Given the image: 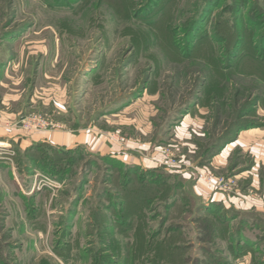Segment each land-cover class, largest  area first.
<instances>
[{"label":"rangeland","instance_id":"1","mask_svg":"<svg viewBox=\"0 0 264 264\" xmlns=\"http://www.w3.org/2000/svg\"><path fill=\"white\" fill-rule=\"evenodd\" d=\"M0 80L112 149L54 148L55 174L0 150V264H264V0H0Z\"/></svg>","mask_w":264,"mask_h":264},{"label":"crops","instance_id":"2","mask_svg":"<svg viewBox=\"0 0 264 264\" xmlns=\"http://www.w3.org/2000/svg\"><path fill=\"white\" fill-rule=\"evenodd\" d=\"M1 80L0 112L2 113V118L0 119V145L3 147L1 149L6 150L8 147L10 148V146H12L13 148L16 145H20L22 149H26L34 143L47 142L70 150L85 149L92 153H96L97 151L102 150H109V152L112 151V149H110V146L106 144L105 139L99 138V133L96 132L98 128L95 124L93 125V127L87 128L82 127L81 124L78 123L79 126L77 125V127L71 128L72 131L69 130L58 133H53L51 130L44 129L43 127L32 129L31 132L24 131L27 130L24 128V123L31 115H41L42 117H47V115H44V113L31 112L33 105L37 103L35 97L30 96L28 97V99H26L25 102L21 95H16L17 97H13L11 94L4 93L1 89L3 83ZM16 103L19 106H17ZM130 107L127 108L130 109ZM186 120L187 119L185 118L181 126H179L176 130H181V127L186 124ZM86 129L89 130L87 131ZM241 138L242 137L229 144L228 147H226L224 151L221 152L220 155H218L220 156L219 158L227 155L230 152L229 150H231L232 146L235 147L238 144H242L240 143V141H242L243 138ZM140 148L144 151V139L140 141ZM141 150H136L137 154H133L131 156H129L130 154L125 151H123L122 153L119 152L113 154H119V156H123L124 158L127 157L129 158V160H131L130 162H133L135 164H142L147 159L144 158V153L141 152ZM215 159L218 162V157H216ZM220 163L223 165L222 162ZM256 169H258V164L254 165L253 167H251V169L248 170L249 173H246L247 178L252 174L255 180L257 176L255 172L258 171ZM180 173H182V175L186 177L187 184L185 183V185L189 186L190 191L194 196L200 197L205 202H210L213 204L216 203L222 208L237 209L238 206L233 203L232 198H230V196L228 197L227 193L223 192L222 190L214 189V183L212 182L211 178L209 179L210 183H207L202 178L200 179L198 175H196L194 170H192L191 172H187L185 169H182ZM239 178L241 180L244 179L243 177ZM237 210V212L241 211L240 209ZM241 215H243V213H241Z\"/></svg>","mask_w":264,"mask_h":264},{"label":"trees","instance_id":"3","mask_svg":"<svg viewBox=\"0 0 264 264\" xmlns=\"http://www.w3.org/2000/svg\"><path fill=\"white\" fill-rule=\"evenodd\" d=\"M148 5H149V3L146 6H148ZM122 8H123V10H125L124 6ZM129 8H130V6L127 7L128 11H129ZM127 15H129V13H127ZM124 16L127 17L126 15H124ZM183 27L184 26H181V28H183ZM183 29H185V28H183ZM142 31L144 33V29ZM187 33H191L192 34V31H188ZM192 35H194V33ZM141 38L143 39V44H144V36H142ZM177 38L175 36V42L176 43H178L177 42ZM188 41L190 42L191 40H188ZM231 141H233L232 138L227 140V141H225L221 145H217V147L215 148V151H213L211 149L210 157H212L216 153H218L227 143H229ZM15 147H16V153H17L16 162H17V165H18L19 168H23L25 165L27 166L28 170L35 169V168L38 167L41 170H43V171H45V172H47L49 174H55V173H53V169H52L53 167H51L52 162L50 160V157L52 155V150L54 148L55 149L58 148L56 150H59L61 152H69V151H71L70 149H67V148H64V147H61V146L59 147V146H56V145H53V144H50V143H47V142L34 143L33 145L27 147L26 149H22L20 147V145H16ZM10 174L12 175V172H10ZM143 196H144V194H143ZM134 199L137 202L142 201L143 199L147 200L146 197L143 198V197H138V196H137V198L134 197ZM124 200H125V198H124ZM122 202H125V201H122ZM120 203H121V201H120ZM126 204H129V203H122L121 206H120L119 203H117V206L119 205V207H121L122 214H123V211L125 213L127 211V209L125 208ZM124 217L127 218L126 215H124ZM59 254L61 256H63V257L65 256L64 253H59Z\"/></svg>","mask_w":264,"mask_h":264},{"label":"built area","instance_id":"4","mask_svg":"<svg viewBox=\"0 0 264 264\" xmlns=\"http://www.w3.org/2000/svg\"><path fill=\"white\" fill-rule=\"evenodd\" d=\"M2 118V113L0 112V119ZM52 125H54V122L50 118L42 117L41 115H31L27 121L24 123V128L27 130L37 129V127H43V128H50ZM113 140L117 142L123 143L125 141V137H119V136H113ZM12 147V146H11ZM3 148L0 145V150ZM9 148V147H8ZM39 176H37V180L35 179L36 188L40 189L41 184L43 182L38 181ZM41 179V178H40ZM46 180H49L46 178ZM48 183V182H46ZM35 185H33L34 188Z\"/></svg>","mask_w":264,"mask_h":264}]
</instances>
